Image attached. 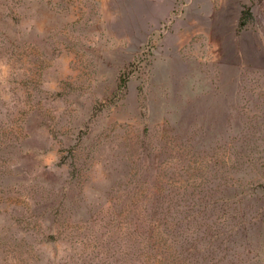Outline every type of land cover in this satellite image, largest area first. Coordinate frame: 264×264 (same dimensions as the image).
I'll return each mask as SVG.
<instances>
[{"label":"rangeland","instance_id":"374dc122","mask_svg":"<svg viewBox=\"0 0 264 264\" xmlns=\"http://www.w3.org/2000/svg\"><path fill=\"white\" fill-rule=\"evenodd\" d=\"M131 192L163 264H264V0H0V261L147 264Z\"/></svg>","mask_w":264,"mask_h":264},{"label":"trees","instance_id":"16d2710c","mask_svg":"<svg viewBox=\"0 0 264 264\" xmlns=\"http://www.w3.org/2000/svg\"><path fill=\"white\" fill-rule=\"evenodd\" d=\"M157 181L163 180L162 178L161 180L158 178ZM170 183L169 181V184ZM135 187H137V185ZM128 198L130 201L126 202V204L124 203L120 211H115L114 216H118L119 223L124 219V217L121 218V215H119L122 211L125 212V217H129L125 228L128 231L130 230L132 236L130 240L140 253L141 256L139 258H144L147 264H163L162 259L166 260L168 255L166 252L167 245H165V247L163 246L161 249L160 246L171 242L170 240L173 238L170 220L171 206L168 197L166 196V200L164 196L162 199L159 197L153 199L151 196L145 197L143 192H140V194H133V192H131ZM153 202H155L156 205ZM177 223H179V221H177ZM76 235L79 237L76 241L82 244V250L78 256V264H106L103 256L97 253L92 256L90 252H86L91 244L89 237L85 236L81 231H78ZM49 236L51 235L48 234V237ZM99 245L101 248H104V241H101ZM113 245L116 246L113 254L115 258L127 263L130 251L126 246L123 247L122 244ZM113 245L108 244L106 249L110 250ZM2 261L6 262L3 263ZM2 261H0V264L26 263L24 259L14 261L9 260V257L4 258ZM70 263H72V261H67V264ZM72 264H74V262Z\"/></svg>","mask_w":264,"mask_h":264}]
</instances>
